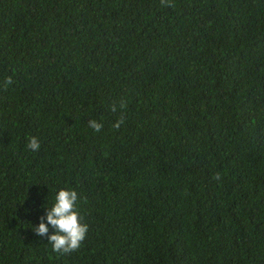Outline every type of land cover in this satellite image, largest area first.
I'll use <instances>...</instances> for the list:
<instances>
[{"label": "trees", "instance_id": "16d2710c", "mask_svg": "<svg viewBox=\"0 0 264 264\" xmlns=\"http://www.w3.org/2000/svg\"><path fill=\"white\" fill-rule=\"evenodd\" d=\"M0 264H264V0H0Z\"/></svg>", "mask_w": 264, "mask_h": 264}, {"label": "clouds", "instance_id": "9594fccd", "mask_svg": "<svg viewBox=\"0 0 264 264\" xmlns=\"http://www.w3.org/2000/svg\"><path fill=\"white\" fill-rule=\"evenodd\" d=\"M163 3V0H161ZM169 6V5H166ZM11 83V78H6L4 86ZM120 109L126 108V104L121 102ZM112 112L117 111L116 105H112ZM124 123L121 117L113 124L114 128H119ZM88 126L95 132L101 131L103 125L96 120H90ZM27 147L31 151H38L40 143L35 137H30ZM219 178V177H217ZM78 195L74 190L61 189L55 196V202L50 208H45L46 217L41 218V222L32 229L39 237L47 236L48 243L52 245L53 252L62 255L70 254L77 251L88 232V225L82 223V218L77 210ZM47 221V225L43 222ZM51 226L55 231L54 234L48 235V226Z\"/></svg>", "mask_w": 264, "mask_h": 264}]
</instances>
